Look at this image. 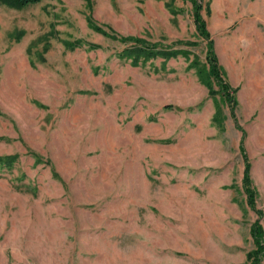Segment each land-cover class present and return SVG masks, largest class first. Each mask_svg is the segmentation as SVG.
Masks as SVG:
<instances>
[{
    "label": "rangeland",
    "instance_id": "rangeland-1",
    "mask_svg": "<svg viewBox=\"0 0 264 264\" xmlns=\"http://www.w3.org/2000/svg\"><path fill=\"white\" fill-rule=\"evenodd\" d=\"M200 1L263 214L246 204L242 131L192 66L206 41L190 0H0V264H250V226L264 229V0ZM130 35L198 44L136 63Z\"/></svg>",
    "mask_w": 264,
    "mask_h": 264
},
{
    "label": "trees",
    "instance_id": "trees-1",
    "mask_svg": "<svg viewBox=\"0 0 264 264\" xmlns=\"http://www.w3.org/2000/svg\"><path fill=\"white\" fill-rule=\"evenodd\" d=\"M11 5L24 6L27 4L37 3L40 0H3ZM193 4V22L196 26L197 33L206 41V60L205 63H199L198 60H194L193 67L196 69V73L199 76L200 80L208 88L210 94L216 92L221 93V99L223 102L229 105V113L232 118L235 120V125L242 131L239 148L243 158V175H242V187L244 194L246 196V204L256 211L259 217L263 214V210L259 209L256 206L257 191L252 185V180L250 177V163L248 157L243 148V139L245 132L242 127L236 122L235 106H236V97L235 92L237 88H234L225 76V71L223 67L219 64L217 56L214 51V42L210 36V33L206 26V21L202 17L201 9L202 2L200 0H190ZM206 12H209V7L206 5ZM174 11V10H173ZM104 31V30H103ZM119 39L126 41L128 39L134 40L132 43L133 47L127 48L125 51L134 55L133 62L137 63L138 56L143 58H170L174 57L179 53L187 54L188 51L186 47L188 45H197L198 42L193 40H178L175 42L177 45H183L182 47L177 48H164L158 45V43H149L146 39L137 37V36H120ZM197 41V40H196ZM187 57V56H186ZM214 84L217 89L214 88ZM225 113L222 110V107L218 101L215 103V111L212 115V121L220 129H224V119ZM12 159V156L1 157L0 162L8 164ZM250 232L253 239L254 248L246 253V258L250 264H262L261 261L264 257V229L259 221V218L254 221L250 226Z\"/></svg>",
    "mask_w": 264,
    "mask_h": 264
}]
</instances>
